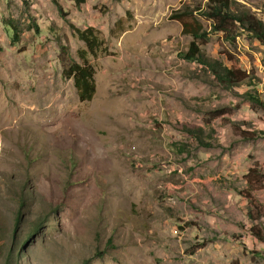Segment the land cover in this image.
<instances>
[{
    "label": "rangeland",
    "instance_id": "obj_1",
    "mask_svg": "<svg viewBox=\"0 0 264 264\" xmlns=\"http://www.w3.org/2000/svg\"><path fill=\"white\" fill-rule=\"evenodd\" d=\"M55 1L0 0V264H264V137L240 133L264 130L244 96L264 102V43L201 45L250 74L227 90L180 56L183 22L210 21L171 17L199 0ZM236 1L264 21V0ZM73 62L93 68L88 101Z\"/></svg>",
    "mask_w": 264,
    "mask_h": 264
},
{
    "label": "trees",
    "instance_id": "obj_2",
    "mask_svg": "<svg viewBox=\"0 0 264 264\" xmlns=\"http://www.w3.org/2000/svg\"><path fill=\"white\" fill-rule=\"evenodd\" d=\"M53 1L56 2L55 0ZM73 1L80 4L85 0ZM199 2L204 3H199V5L192 8L185 7L182 10L177 9L171 17L180 19L193 16L194 12H199L210 21L209 29L203 27L197 20L183 22L181 32L190 35L192 40L189 42L187 49L180 53V56L188 62L197 63L203 69L204 77L195 74V78L206 80V77H211V81L216 82L224 89L231 90L248 81L251 77L250 74L248 71L237 67L230 55L227 56L230 62V65L227 66L219 59L206 55L202 51L201 45L207 42L211 33H220L227 42L234 44L236 37L241 34V32H245L259 42L264 43V21L256 17L249 9L236 0H199ZM8 24L12 32V41L17 42L19 38L17 27L14 25L13 21H9ZM75 31L78 38L82 40L87 47L85 50L80 51L82 54L81 58L85 59L84 55L86 53L93 54L96 52L100 42L96 35L93 34L92 27H87L83 30L75 28ZM65 73L67 77L73 79L79 100H90L95 91L93 68L88 64L73 62L70 63ZM244 96L264 109V102L259 98L249 92H246ZM185 130L199 145L206 147L212 146V143L207 141L203 136L202 127H186ZM240 133L244 139L264 137V130L262 129H254L253 131L240 129ZM250 172L254 173V169H251ZM19 219L20 213H17V224ZM251 231L257 235L258 238L264 239V235H262L261 231L256 230L254 227ZM252 254L258 253L252 251Z\"/></svg>",
    "mask_w": 264,
    "mask_h": 264
}]
</instances>
